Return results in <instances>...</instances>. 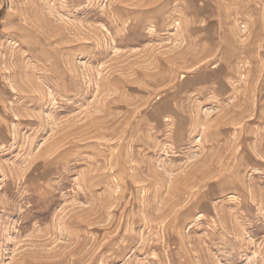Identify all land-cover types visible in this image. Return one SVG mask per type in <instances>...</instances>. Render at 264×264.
Instances as JSON below:
<instances>
[{"label": "rangeland", "instance_id": "obj_1", "mask_svg": "<svg viewBox=\"0 0 264 264\" xmlns=\"http://www.w3.org/2000/svg\"><path fill=\"white\" fill-rule=\"evenodd\" d=\"M0 264H264V0H0Z\"/></svg>", "mask_w": 264, "mask_h": 264}]
</instances>
